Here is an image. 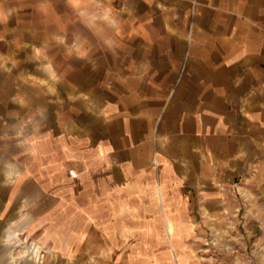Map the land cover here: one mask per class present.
<instances>
[{"label": "crops", "instance_id": "1", "mask_svg": "<svg viewBox=\"0 0 264 264\" xmlns=\"http://www.w3.org/2000/svg\"><path fill=\"white\" fill-rule=\"evenodd\" d=\"M14 141L19 204H264V0H0Z\"/></svg>", "mask_w": 264, "mask_h": 264}, {"label": "rangeland", "instance_id": "2", "mask_svg": "<svg viewBox=\"0 0 264 264\" xmlns=\"http://www.w3.org/2000/svg\"><path fill=\"white\" fill-rule=\"evenodd\" d=\"M17 144L0 147V264H264V204L189 214L176 231L159 204L157 215L145 205L131 214L124 204L55 205L34 190L19 204Z\"/></svg>", "mask_w": 264, "mask_h": 264}]
</instances>
